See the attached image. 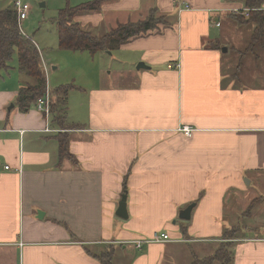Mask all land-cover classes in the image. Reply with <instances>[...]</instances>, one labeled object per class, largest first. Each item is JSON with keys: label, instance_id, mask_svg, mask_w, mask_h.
Segmentation results:
<instances>
[{"label": "crops", "instance_id": "obj_1", "mask_svg": "<svg viewBox=\"0 0 264 264\" xmlns=\"http://www.w3.org/2000/svg\"><path fill=\"white\" fill-rule=\"evenodd\" d=\"M152 8L164 25L94 54L145 68L124 85H73L65 129L33 104L21 111L30 80L0 71V264H99L93 255L108 250L113 264H191L223 243L229 264H264V202L254 217L230 214L236 194L264 193V49L243 56L245 73L231 70L228 48L238 58L253 30L234 24L230 14L245 8L233 0H102L74 21L108 32ZM58 133L71 158L59 160ZM123 194L126 218L115 214ZM237 225L239 237L223 239ZM154 232L177 241L133 246Z\"/></svg>", "mask_w": 264, "mask_h": 264}, {"label": "trees", "instance_id": "obj_2", "mask_svg": "<svg viewBox=\"0 0 264 264\" xmlns=\"http://www.w3.org/2000/svg\"><path fill=\"white\" fill-rule=\"evenodd\" d=\"M232 1V0H231ZM239 1L248 11V17L241 15V11L230 14L231 19L238 25L250 24L253 30L246 47L237 51L240 61L236 69L242 67L243 56L252 54L264 49V9L263 0H233ZM102 0H93L82 3L75 7L66 6L61 8L56 17V29L58 46L63 50L88 52L94 55L101 51H112L119 48L132 38L140 37L155 30L160 23H166L165 16L159 14L156 8H152L147 15L140 20L118 24L108 32L97 36L91 31L84 29L79 23L74 21V17L79 14L95 12L100 9ZM240 14V15H239ZM239 15V16H238ZM16 54L18 71L24 74L31 83L25 84L18 91L16 104L21 111H26L37 98L45 93L46 77L42 71L39 53L30 37L23 35L18 27L16 11L12 6L0 9V71L8 69L9 61ZM73 85H60L52 90L50 113L53 121L60 129L66 128L65 108L68 92ZM58 143V158H71L67 147V136L58 133L55 137ZM239 228L233 227L223 231V239L230 240L239 237ZM112 251L108 250L98 255H93L99 264H113ZM231 254L227 250L226 244H221L216 251L208 257L194 259L191 264H229Z\"/></svg>", "mask_w": 264, "mask_h": 264}, {"label": "rangeland", "instance_id": "obj_3", "mask_svg": "<svg viewBox=\"0 0 264 264\" xmlns=\"http://www.w3.org/2000/svg\"><path fill=\"white\" fill-rule=\"evenodd\" d=\"M63 1L64 0H28V3L30 4V10L28 12L27 18L20 23V26L26 36L32 38V40H34L38 46L40 59L43 65L46 67L47 85H49L50 88L70 84L78 86L79 83L82 84L86 82V80L88 82L90 81L93 83H97L101 78H103L105 80V83L108 84L112 83L111 81L123 85L126 82H133L130 73L131 71H137L136 63L129 65V67H124V65L118 58L114 59L113 57H111V55L105 56L104 54H98L96 56H92L86 51L80 52L63 50L59 48L55 20L59 10L63 6ZM8 2L9 0H0V9L5 8ZM40 3H44V6L41 7ZM245 12L246 11H244V14L242 13L241 15L247 18L248 16L247 13L245 14ZM227 23L228 21L225 22V26H227ZM234 24L236 23L234 22ZM159 25H163V22ZM249 25L250 24H247V26ZM99 27L100 28L97 29V32L94 31L95 29L91 28L89 29V31L91 30L93 34L100 36L105 33L106 29H104L103 24ZM242 29L243 27L241 28V33L242 36H244V33L247 30ZM235 35H237V33H233V36ZM238 45L239 44H237V46ZM227 52L228 61L231 63L234 60L231 70H233L234 66L235 72L238 73L242 69V67L240 70L236 69L238 58H234L235 54L234 52H232V49L228 48ZM228 61H226V63H228ZM52 67L56 68L52 69ZM258 67L260 66L258 65ZM262 70L264 71V69ZM242 71L243 73H245V68H243ZM3 72H14V75L19 73L16 54H14L9 61L8 69ZM21 77L23 80L28 79L22 73ZM235 197L232 200L235 201L234 204L236 205V210L234 209V212L231 210L230 214L234 213L239 217H254V214L260 213L261 210L259 209V205L264 202V193L258 194L251 191L250 193L246 192V194H236ZM244 203L245 205L241 206ZM259 225V222L253 221L247 227L253 229L254 231L259 228ZM234 227L238 228L239 226L237 225ZM244 231L246 232V234H248L247 229L244 228Z\"/></svg>", "mask_w": 264, "mask_h": 264}, {"label": "built area", "instance_id": "obj_4", "mask_svg": "<svg viewBox=\"0 0 264 264\" xmlns=\"http://www.w3.org/2000/svg\"><path fill=\"white\" fill-rule=\"evenodd\" d=\"M11 6L16 11L19 29L21 33L25 35L20 26V23L21 21L27 18L28 12L30 10V4L28 3V0H13ZM244 11H246L245 14L248 13L246 9H243L242 13ZM216 25L219 24L217 23ZM51 93L52 91H50L46 85L45 93L41 97L37 98L36 101L33 103L35 110L45 116H48L50 113ZM181 132L184 134V136L189 137L191 135L192 129L187 126H184L181 128ZM5 168L7 169L8 167L5 166ZM172 241L177 240L172 239L166 232H154L151 235L134 240L132 244L136 249H140L143 244L163 243Z\"/></svg>", "mask_w": 264, "mask_h": 264}, {"label": "water", "instance_id": "obj_5", "mask_svg": "<svg viewBox=\"0 0 264 264\" xmlns=\"http://www.w3.org/2000/svg\"><path fill=\"white\" fill-rule=\"evenodd\" d=\"M40 6L43 7L44 3H40ZM222 51L225 52L226 49L223 47ZM137 69L140 68H145V65L140 62L136 65ZM193 203L188 205L185 209H183L180 213H179V218L182 220H188L190 218V213H191V209L193 207ZM115 214L120 217V218H126L127 217V213H126V195L123 194L120 198V201L118 203V207L116 209Z\"/></svg>", "mask_w": 264, "mask_h": 264}]
</instances>
